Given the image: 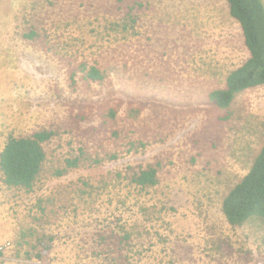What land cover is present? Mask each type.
I'll return each mask as SVG.
<instances>
[{"label":"rangeland","instance_id":"1","mask_svg":"<svg viewBox=\"0 0 264 264\" xmlns=\"http://www.w3.org/2000/svg\"><path fill=\"white\" fill-rule=\"evenodd\" d=\"M247 58L226 0H0V153L53 134L31 191L0 171V264H264V220L231 226L221 208L263 144L264 88L207 101ZM80 63L124 81L86 85ZM105 103L140 109L128 133L100 121ZM79 148L117 158L57 176ZM156 162V186L129 184Z\"/></svg>","mask_w":264,"mask_h":264},{"label":"trees","instance_id":"2","mask_svg":"<svg viewBox=\"0 0 264 264\" xmlns=\"http://www.w3.org/2000/svg\"><path fill=\"white\" fill-rule=\"evenodd\" d=\"M226 2L230 17L240 26L248 58L227 75L224 88L207 94V101L220 109H227L235 97L246 90L256 87L264 88V3L262 0H226ZM140 4L133 1L129 4L130 6L128 5V12L125 16H128L131 23H136L132 13ZM127 32V25H125L122 33L125 36ZM32 35L31 32L28 36ZM111 66L109 64L108 68L101 69L96 65L88 66L80 63L78 65L80 79L86 85H101L111 77L116 81H124L118 65ZM74 75L75 73L71 75V78H74ZM138 78L142 80V77ZM96 107L97 117L103 124L113 123L117 126L121 124L122 127L125 122L127 133L134 127V122L140 115V109L131 106L127 107L120 117L121 107L119 105L105 103L101 106L97 104ZM121 127L112 131L111 136L115 143L126 135ZM52 135L49 131H40L29 137H8L0 153V171L6 186L26 191L33 189L46 161L44 144L51 139ZM125 146L127 152L135 153L144 147V143L139 139H130L125 141ZM116 158L117 155L114 153H107L100 157L97 153L93 155L88 150L79 148L78 155L66 159L64 167L57 170L56 175L63 176L79 167L97 165L105 160ZM159 167V163L156 162L145 168H138L137 171L126 173L129 184L141 189L156 186ZM119 176L121 177L120 173ZM221 208L226 221L231 226H242L254 219L264 220V131L263 144L259 153L254 158L248 172L225 196Z\"/></svg>","mask_w":264,"mask_h":264}]
</instances>
